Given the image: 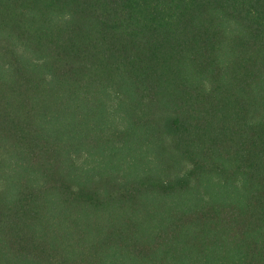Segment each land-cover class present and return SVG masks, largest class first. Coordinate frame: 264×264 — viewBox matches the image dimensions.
Here are the masks:
<instances>
[{"label": "trees", "instance_id": "obj_1", "mask_svg": "<svg viewBox=\"0 0 264 264\" xmlns=\"http://www.w3.org/2000/svg\"><path fill=\"white\" fill-rule=\"evenodd\" d=\"M0 264H264V0H0Z\"/></svg>", "mask_w": 264, "mask_h": 264}]
</instances>
